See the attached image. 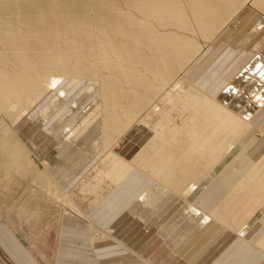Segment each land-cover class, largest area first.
Listing matches in <instances>:
<instances>
[{"label":"bare ground","instance_id":"1","mask_svg":"<svg viewBox=\"0 0 264 264\" xmlns=\"http://www.w3.org/2000/svg\"><path fill=\"white\" fill-rule=\"evenodd\" d=\"M246 3L264 13V0H0V188L21 186L47 205H69L93 244L131 253L138 264H154L138 252L151 245L87 218L131 178L154 187L144 185L136 202L154 213L157 236L174 253L199 228L216 253L242 237L264 212V125L254 116L264 108V18L234 19ZM211 48L231 57L225 84L202 66ZM202 70L209 87L194 82ZM25 118L56 126L50 133L61 145L80 127L96 128L100 157L70 190L17 133ZM248 140H260L258 153L250 155ZM240 147L247 164L236 163L237 178L218 202L200 207L196 195L222 178ZM167 206L185 219L166 225L158 212ZM251 248L264 257V231Z\"/></svg>","mask_w":264,"mask_h":264},{"label":"crops","instance_id":"2","mask_svg":"<svg viewBox=\"0 0 264 264\" xmlns=\"http://www.w3.org/2000/svg\"><path fill=\"white\" fill-rule=\"evenodd\" d=\"M219 56H225L227 62L224 69L229 70L228 67L232 66L231 57L228 58L227 53L223 54L219 49L210 64L219 59ZM205 87H209L208 82H206ZM254 116L257 122L259 121L264 125V108ZM39 125L29 118H25L20 122L17 133L22 136L30 148L32 147L31 150L37 156L48 158L52 166L51 169H54L53 174L58 181L67 186L73 184L82 170L89 164L91 156L95 154V146L98 143L96 128L91 124L80 127L72 135L75 138L65 145H61L62 139L55 138L50 133L52 129H56V126L49 128ZM73 127L76 126L73 125ZM249 139L253 140L252 136ZM259 141H254V144L249 143L251 146L250 155L258 153L262 148L263 145L261 146ZM245 154L244 148L240 147L232 158L235 161L224 166L222 178L213 177L208 182L207 187L199 191L195 200L200 207L202 206L208 211L215 202H218L222 193L237 178L236 171L233 169L236 163L241 164V166L247 164L248 157ZM224 177H226L225 181L222 180ZM141 182H145V180L128 179L116 194L103 202L101 208L99 206L94 208L89 215L94 217L96 223L101 226L109 222L112 223L120 215V212L103 214L105 208L111 210L117 208L123 212L129 199L130 201L135 200L145 185ZM12 189L13 191L10 192L0 188V200L7 201V207H11L14 199L19 200L17 203L14 202L15 206L11 207V214L2 213L3 216L0 218L7 219L9 217V219L14 220V223H17L16 217H19L21 225L14 226L6 222L2 224L0 221V264H138L140 262L131 253L124 255L113 246L93 244L87 235V227L83 221L71 215L63 216L55 205H47L41 192H36L33 195L30 194L29 190L23 191L21 186L16 188L14 186ZM26 217L34 218L28 222L23 221ZM135 223L137 222L135 221ZM132 228L135 232L138 227L133 224ZM263 231L264 212L253 225H250L242 237L235 236L219 253L210 247L212 246L210 244L212 237L206 233L204 228L197 229L195 234L179 248L178 253L167 249L159 239H156L155 234L152 235L153 239L148 241L149 246L151 245L150 250L141 247L138 248V252L146 256L152 255L149 257L157 264H264V257L251 248V245L257 242ZM27 234L29 235L26 236ZM208 249L207 256L202 257L204 251Z\"/></svg>","mask_w":264,"mask_h":264},{"label":"rangeland","instance_id":"3","mask_svg":"<svg viewBox=\"0 0 264 264\" xmlns=\"http://www.w3.org/2000/svg\"><path fill=\"white\" fill-rule=\"evenodd\" d=\"M256 13H260L262 15V18H264V13L263 12H261L260 10H258L255 7L251 6L249 3H246V5L244 4L240 8V10H238L237 13L233 15V17H234V19L235 18L237 19V18H241L243 15L246 14L247 16L250 17V18L248 17L250 19L249 21H251L252 17ZM234 19L231 22H233ZM252 21H254V20H252ZM262 24L264 25V20H263V23ZM252 31H253L252 29H249L247 31V33L250 34L249 37L255 35V34H253ZM186 33H189V32H186ZM242 33H243L242 37L244 35H246V31L245 30ZM256 33H260V31L259 32L256 31ZM261 35H264V31L261 33ZM194 37L196 39L200 38L198 35L197 36H194ZM257 38L260 39V37H257ZM216 46H218V45H216ZM216 46H214V47L216 48ZM214 50H215L214 48H211L209 55H207V57L206 56L204 57L203 60L205 61V59L208 58V62H207V64L205 63L202 66L203 67H207L206 69H209L210 71H212L213 75L217 77V82H219V83L221 82L222 84H225L226 83V80H224V76L229 75V72H228L229 70H225L224 69L225 68L224 65L227 62V60H225L226 59L225 56H222V57L219 56V59H217V61H215L213 64H210V62L213 59V57L215 55H217V51L214 53ZM247 50H249V49H247ZM259 53H260V55H264V48H261L259 50ZM202 61H201V64H202ZM263 66H264V61H263ZM228 69H229V67H228ZM202 71L193 72L192 73V76H194V78H195L194 79L195 80L194 81L195 84L199 85L200 87H205L207 81H206V78H205L204 73H206V72H204V71L202 72ZM83 80H84V82H89V80L87 78H84L83 77ZM210 90L214 91L215 93H218V91H219V89L216 88V87L214 89L211 88ZM100 102L101 101L99 99L96 100V103L97 104H99ZM252 106H255L254 101L252 102ZM95 147H96L95 148V154H94L95 156L94 155L91 156V158H93V159H91V158L89 159V164L82 170V172L80 173L79 177H77L75 179V181L73 182V184L85 173V171L92 165V163L100 157L99 154H97V151H98L97 145ZM128 149L129 148L125 149V152L126 151H131L132 152L136 148L134 147L132 149H129V150ZM54 176H55V174H54ZM142 181H143V179H142ZM141 183L142 184L145 183V186L146 187L144 189L151 188V189L155 190L154 187H152V185H149V183H147V180H145V182H141ZM61 184L63 185L62 187L66 191L70 190L71 187H72V185H73V184H71V185H68L67 186L64 183H61ZM121 188H119V189H121ZM10 191H13V189L11 190V188H10ZM117 192L118 191H114L112 194L108 195L106 197L105 201L107 199H109L110 196H113ZM156 197H157V200H160L159 195H157ZM61 199H63V198H61ZM136 200L137 199L130 201V199H129L128 204L124 207V211L123 212H121L117 208L114 209V210H111V209H109V208L106 207L105 208V212L103 214H109V213L110 214L111 213L112 214L113 213L116 214V213H119L120 212V215L112 223L109 222V223H107L104 226H101V225H99V224L96 223V219L94 217H92V216L89 215L91 212L87 215V218L92 219L94 221L95 226H97V227H99L101 229H104L105 230V229H107L109 227H112L113 229H115V232H116V234H117V236H118L119 239H125V240H128V241L131 240V241H136V242L138 241V242H142V243H144L146 245H149V242L148 241H150L151 238L153 239L152 235L154 236V234H155L156 239H159V237L157 236V234L159 235V233L156 232L157 230L154 229V223H152L153 221L157 222V218L155 219L154 213L148 211V209H146V208H143L140 205V202H138V201L136 202ZM2 202L4 203L3 206H4V209L6 208L5 211L7 212V213L5 212V214H7V215L11 214V210H12L11 207L12 206H15L14 205V202L15 201H13L11 207H7V205H8L7 201L3 200ZM103 202L101 203V206H99V208H101L103 206V204H104ZM15 203H17V201ZM51 205H55V207H57L59 209L60 213L63 216H70V208L71 207L69 205H67V207L66 206H63L62 208L56 202L53 203V204H51ZM162 208L163 207H161L160 210H162ZM165 208H166V210H162L161 214H160V211L158 212V216L163 217L165 219L166 225H172V224L173 225L174 224L176 225V224L180 223L182 220L185 219L184 213H181L180 211L176 210V207L167 206ZM99 215H101V213H99ZM12 221H14V220H12ZM16 221H17V223L16 224H13V225L20 226L21 225V222H20L19 217H16ZM23 221L28 222L27 218H24ZM82 221L86 225L85 220H82ZM135 221L137 223H135ZM133 224L134 225L136 224V227H138L135 232H134V230L132 228L133 227ZM128 226H130V227H128ZM86 231H87V229H86ZM28 235L29 234H27L26 236H28ZM87 235H88V231H87ZM88 237H89V235H88ZM89 239H90V237H89ZM146 248L148 250H150V248H148V247H146ZM149 256L152 257V255H150V254H149ZM149 256H145V257H149ZM151 257H149L150 260H152ZM153 263L154 264H157L155 262H153Z\"/></svg>","mask_w":264,"mask_h":264}]
</instances>
